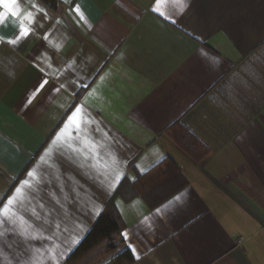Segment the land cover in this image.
<instances>
[{
	"label": "crops",
	"instance_id": "1",
	"mask_svg": "<svg viewBox=\"0 0 264 264\" xmlns=\"http://www.w3.org/2000/svg\"><path fill=\"white\" fill-rule=\"evenodd\" d=\"M59 2L50 12L18 0L17 17L0 6V201L35 173L21 212L58 245V261L42 264H67L122 180L165 157L184 188L155 208L140 196L115 200L133 264H264V0H185L182 11L163 0L168 18L153 11L156 0ZM22 25L30 34L7 43ZM76 105L102 144L99 166L84 159L92 150L81 139L83 153L52 143ZM176 123L207 158L194 163L176 147L167 134ZM0 233V264L51 246L10 221Z\"/></svg>",
	"mask_w": 264,
	"mask_h": 264
},
{
	"label": "trees",
	"instance_id": "2",
	"mask_svg": "<svg viewBox=\"0 0 264 264\" xmlns=\"http://www.w3.org/2000/svg\"><path fill=\"white\" fill-rule=\"evenodd\" d=\"M50 12H56L59 0H38ZM176 147L192 162L200 163L209 155V150L179 123L168 129ZM187 185L181 171L170 157H165L133 182L124 178L109 198L95 223L70 254L67 264H133L134 257L124 246V224L115 206L118 197L128 201L140 196L150 208L179 192ZM128 194L125 195V190Z\"/></svg>",
	"mask_w": 264,
	"mask_h": 264
},
{
	"label": "snow or ice",
	"instance_id": "3",
	"mask_svg": "<svg viewBox=\"0 0 264 264\" xmlns=\"http://www.w3.org/2000/svg\"><path fill=\"white\" fill-rule=\"evenodd\" d=\"M163 2V0H156V6H154L153 11H156L159 15L165 16V13L160 11L159 5ZM18 3V0H0V6H3L8 10V12L13 16L17 17L19 15L17 10H14L13 6H16ZM172 3L178 7L181 11L186 7L185 0H172ZM35 9V13H43L44 10L39 8L38 5L33 4L32 6ZM79 16L81 20H85V17L80 13L79 7H76L73 9ZM35 13L32 11H29L25 14V19H28L31 21L34 18ZM45 18L46 13H44ZM165 18H168L165 16ZM175 22V21H173ZM57 23H60V21H57ZM31 32V29L27 26H21L18 29V34L15 36L13 40L7 41L9 44H17L21 40H23L25 37H27ZM44 39L47 40L48 37L45 35ZM59 48V45L56 46ZM52 65H49V68H51ZM69 67H71L69 65ZM58 71V70H56ZM47 84V80H43L39 88L36 91H39L40 89H43L44 86ZM63 86V85H61ZM35 95V92L33 93ZM31 100H29V103ZM71 108V106H70ZM92 121L86 117V114L84 113V109L82 106L76 105L74 111H71V115L68 116L67 121L64 123V127L60 130L59 133H57L56 138L53 140V144L56 145L58 141L62 143V145L66 146L68 149L71 150L73 153H83L84 149L77 147L76 144L73 143V141H76L78 139H81L86 145L90 146L92 150V155L89 157L86 153L84 154V159L87 160L89 158L93 159L95 161L94 166L100 165V158L99 154L96 151L101 145H98L97 142L93 139H91V133L88 131V127ZM99 131V129H97ZM106 135V134H105ZM63 154V152H61ZM47 150L45 153V156H47ZM109 155L112 156V163L115 164V156L109 152ZM45 156L41 157V160H45ZM52 166V165H49ZM103 167H108V164H104ZM143 170V169H142ZM28 177L30 179L22 181L21 186L17 187L15 190V193L13 196L9 197L7 199V202L0 201V224L8 223L9 221L12 223L13 229L16 231L18 235H21L25 240H36L43 238L47 241H50L51 246L48 248H41V249H32V255L25 261V264H42L43 261L47 260L50 262L58 261V256L54 255L56 247L58 245L53 240V237L55 233H52L50 235H44V230L42 229H31V225L26 220L25 216L22 214L21 209L23 208V204L25 200L29 199V192L26 191V189H34L36 185L33 183L36 181L35 173L33 171L28 172ZM116 179H119V173L117 172ZM180 200L179 196H176L173 198L172 201L168 202V205H165L164 207L167 208L169 205L173 204L175 201ZM32 212L35 213L36 209L35 207L32 208ZM157 212H160V209H157ZM56 228H60V224H56ZM64 231H67V227L64 228ZM0 235H3V233H0ZM125 239H127L128 234L122 233ZM78 240H73V243H77ZM129 247L131 245L129 244ZM47 253V255H45Z\"/></svg>",
	"mask_w": 264,
	"mask_h": 264
}]
</instances>
